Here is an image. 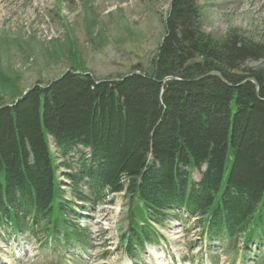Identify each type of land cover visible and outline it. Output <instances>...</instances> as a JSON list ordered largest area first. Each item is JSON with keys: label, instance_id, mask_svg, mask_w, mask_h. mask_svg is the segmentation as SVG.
<instances>
[{"label": "trees", "instance_id": "obj_1", "mask_svg": "<svg viewBox=\"0 0 264 264\" xmlns=\"http://www.w3.org/2000/svg\"><path fill=\"white\" fill-rule=\"evenodd\" d=\"M164 30L150 73L97 82L72 69L24 97L6 79L15 96L10 104L0 97V231L7 239L85 251L76 202L123 194L128 232L121 242L130 256L176 210L175 220L194 219L201 237L233 260L264 264V69L245 67L264 59V34L255 41L236 30L205 33L198 0H170ZM210 72L230 86L201 78Z\"/></svg>", "mask_w": 264, "mask_h": 264}, {"label": "rangeland", "instance_id": "obj_2", "mask_svg": "<svg viewBox=\"0 0 264 264\" xmlns=\"http://www.w3.org/2000/svg\"><path fill=\"white\" fill-rule=\"evenodd\" d=\"M170 0H0V97L14 99L8 80L18 93L45 85L63 73L77 70L97 80H117L128 74L150 73L162 42ZM202 30L216 38L236 30L260 41L264 34V0H198ZM75 55H71V54ZM264 69V59L245 66ZM137 69V70H136ZM56 159L58 151L51 145ZM88 156V150L78 147ZM69 162L78 155L71 153ZM58 160V159H57ZM59 171L67 195L68 182ZM193 180L200 178L193 173ZM80 192L88 195L86 185ZM106 203L76 202L77 223L88 233L85 251L60 250L50 243L39 247L26 236L0 232V264H251L233 260L218 242L202 238L196 222L175 220L169 212L155 228L153 242L126 253L121 236L128 232V200L123 194ZM226 249V250H225ZM59 255V256H58ZM240 255L242 253L240 252Z\"/></svg>", "mask_w": 264, "mask_h": 264}, {"label": "water", "instance_id": "obj_3", "mask_svg": "<svg viewBox=\"0 0 264 264\" xmlns=\"http://www.w3.org/2000/svg\"><path fill=\"white\" fill-rule=\"evenodd\" d=\"M69 72H72V71H69ZM66 73H67V72H66ZM66 73H63L58 79L63 78V77L65 76ZM131 75H140V73H139V72H134V73H131V74L126 75L124 78H127V77H129V76H131ZM209 76H216V77H218L223 83H225L226 85H229V84L226 82V80H225V79H224V78H223L218 72H210V73L204 75V76L201 77V78H206V77H209ZM201 78H199V79H201ZM199 79H198V80H199ZM166 80H174V78L169 77V78H167ZM246 81L252 82V83L257 87L256 81H255L254 79H248V80H246ZM246 81H244V82H246ZM244 82H243V83H244ZM36 86H38V85H34V86H32L31 88H29L28 90H26V91L23 93V97L26 96L30 91H32ZM229 86H230V85H229ZM18 101H19V99H17V100L15 101V103L18 102Z\"/></svg>", "mask_w": 264, "mask_h": 264}]
</instances>
